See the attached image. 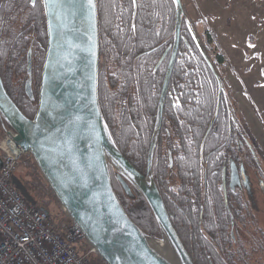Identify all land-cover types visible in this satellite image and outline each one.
I'll return each mask as SVG.
<instances>
[{"label": "water", "instance_id": "water-1", "mask_svg": "<svg viewBox=\"0 0 264 264\" xmlns=\"http://www.w3.org/2000/svg\"><path fill=\"white\" fill-rule=\"evenodd\" d=\"M41 1L47 46L36 111L28 118L9 96L0 75V120L12 129L5 133L13 138L23 154L32 158L58 201L60 211L80 227L85 244L94 250L92 260L98 257L107 264H194L171 221L153 176L155 147L184 20L216 77L219 91H224V86L186 15L182 0H173L174 43L144 173L118 148L101 109L97 0ZM25 94L31 100L35 99L29 80ZM112 177L126 199L136 200L137 192L145 201L157 225L158 237L141 228L129 216L113 186ZM11 182L34 205L15 174ZM156 241H164L166 251L158 249Z\"/></svg>", "mask_w": 264, "mask_h": 264}, {"label": "flooded vegetation", "instance_id": "flooded-vegetation-1", "mask_svg": "<svg viewBox=\"0 0 264 264\" xmlns=\"http://www.w3.org/2000/svg\"><path fill=\"white\" fill-rule=\"evenodd\" d=\"M133 1L136 5V0ZM182 27L155 147L154 180L174 227L179 225L187 228L191 224L190 242L187 240L191 250H194L193 245L197 240L194 234L196 230L209 242L214 241L213 236H210L211 231L214 230L219 235L226 232L232 240L234 259L238 264H242L243 261L246 264H264V252L258 253L253 242L249 245L248 256L242 260L239 242L236 241L238 234L245 239L251 234L253 240L260 232L264 238V228L257 222L253 212L257 210L256 193L264 194V163L259 156L261 151L251 132L246 128L220 69L215 67L204 47V40L198 33L197 25L195 30L213 66L222 77L224 91H219L215 75L195 44L200 57L215 78L217 88L213 112L205 121L198 147L194 145L193 138L197 133L198 121L195 116L197 113L193 111L201 102L196 99L198 86L190 84L186 78L187 66L192 62L194 52L191 39L187 33L182 32ZM187 40L190 42L189 46L182 50L181 47ZM173 43L174 32L162 50L154 54L150 65L145 63L147 58L134 59L132 64L136 65L138 61V66L133 67L132 71L128 69L127 81L125 79L123 82L119 81L118 86L111 84L110 79L114 70H111V65L109 69L108 65L100 63L99 52V82L100 76L104 77L105 74L106 88L115 96L122 95L120 102H113L116 104L112 114L115 116L112 121L115 131L113 139L124 156L134 161L135 153H138L140 147L143 145V148H146L144 172ZM46 46L47 32L42 1L0 0V75L9 96L28 118H32L36 111L31 103L36 102L38 98ZM153 51L152 49L151 52ZM177 63L180 65L182 80L174 83L172 77ZM161 68H164V73L161 85L157 88L154 78ZM146 69H149L151 76L147 82L144 80ZM28 80L32 85L34 100L25 94ZM157 89L156 109L153 115H149L147 103L154 97ZM5 130L12 131L0 120V134H4ZM205 133L207 135L202 146ZM201 161L205 167L201 166ZM18 166L19 162L17 168ZM194 166L198 168L196 173L192 170ZM112 182L125 210L132 217L131 212L143 201L126 200L113 177Z\"/></svg>", "mask_w": 264, "mask_h": 264}, {"label": "trees", "instance_id": "trees-1", "mask_svg": "<svg viewBox=\"0 0 264 264\" xmlns=\"http://www.w3.org/2000/svg\"><path fill=\"white\" fill-rule=\"evenodd\" d=\"M97 6L100 35V63L102 65L105 63L108 65V68L110 65L112 66L111 70L114 71L113 77L110 79L111 84L118 86L119 81L123 82V79L127 81V70L129 69L132 71L133 67L138 66V61L136 62V65L132 64L134 59L139 60L140 58H147L145 63L146 65H150V61L154 54L157 51L162 50L166 42L171 39L174 32L175 22L174 2L173 0H136L135 5L133 0H97ZM134 6L135 9H133ZM188 18L196 29L197 23L189 16ZM182 26V32L187 33L191 39V45L194 52L192 62L187 66L186 78L190 84L198 86V95L196 99H199L201 102L196 106V110L193 111V113H197L195 116H197L198 121V127L196 128L197 133L193 138V142L194 145L198 147V143L205 127V121L212 114L215 106L214 100L217 85L210 69L199 55L185 20L183 21ZM189 43L188 40L186 42L184 41L181 47L182 50H186ZM203 45L206 47L215 67L219 69L221 58L212 56L205 40ZM152 49L154 50L153 52H151ZM179 66V63H177L173 72L172 78L174 83H178L182 80ZM163 73L164 68H161L154 78L157 88L161 85ZM101 76L99 82V101L111 135L115 139V131L112 122L115 116L113 117L112 114L114 113L116 104L113 102H120L122 95L115 96L111 94L109 88L107 89L105 85V74L104 77L102 76L103 81ZM150 77L149 69H146L144 71L145 82H147ZM134 78L136 79V76ZM157 99L158 89L155 91V95L151 101H148L147 103L148 109H146L149 115L154 114ZM31 106L36 108L37 101L31 103ZM33 111L35 110L33 109ZM2 136L3 134H0V139ZM143 147L144 146L142 145L138 150V153H135V161L130 157L127 159L132 161V164L139 169V171L144 173L143 165L145 164L146 159V148ZM201 166L205 167L203 161H201ZM192 170L196 173L198 168L194 166ZM14 174L16 175L17 181L21 183L33 200L35 206L49 211V215L53 220L60 219L61 211L59 203L28 154H22L19 160V166ZM136 195H138L139 198L136 197V200L130 202L138 200L145 203L138 193H136ZM243 219L244 217L242 220ZM189 227H191V224ZM189 227L183 228L178 225L175 229L189 252L194 264H210L211 262L212 264H238L236 259H234L235 253L232 250V240L228 233L225 232L219 235V233H216L213 230L211 231L212 233H210V236H213L214 241L209 242L203 237V234L194 227L196 230L194 234L196 235L197 240L194 242L195 245H193L194 250H191L189 246V239L191 238ZM153 228L154 230L152 232L149 230L146 231L158 237V229L154 219ZM244 229H246V227ZM261 234L263 235V233ZM236 237V241L239 242V250L243 256L242 260L248 256L249 245L252 242L258 253L264 252V238L260 235V232L259 236L254 237L253 240L251 234L250 236H247V239L241 237V234L236 235ZM80 250L85 252L87 247L84 244H81ZM243 262L242 264H246Z\"/></svg>", "mask_w": 264, "mask_h": 264}, {"label": "rangeland", "instance_id": "rangeland-1", "mask_svg": "<svg viewBox=\"0 0 264 264\" xmlns=\"http://www.w3.org/2000/svg\"><path fill=\"white\" fill-rule=\"evenodd\" d=\"M182 2L212 56L221 58L222 77L264 161V0ZM255 199L253 212L264 228V194L256 193ZM131 216L141 228L154 230L153 216L144 202Z\"/></svg>", "mask_w": 264, "mask_h": 264}, {"label": "built area", "instance_id": "built-area-1", "mask_svg": "<svg viewBox=\"0 0 264 264\" xmlns=\"http://www.w3.org/2000/svg\"><path fill=\"white\" fill-rule=\"evenodd\" d=\"M22 152L4 132L0 139V264H107L85 244L80 227L29 203L11 178ZM87 247L85 252L80 245Z\"/></svg>", "mask_w": 264, "mask_h": 264}, {"label": "bare ground", "instance_id": "bare-ground-1", "mask_svg": "<svg viewBox=\"0 0 264 264\" xmlns=\"http://www.w3.org/2000/svg\"><path fill=\"white\" fill-rule=\"evenodd\" d=\"M155 245L161 251H166V249H167V245H166V243L164 241H156Z\"/></svg>", "mask_w": 264, "mask_h": 264}]
</instances>
